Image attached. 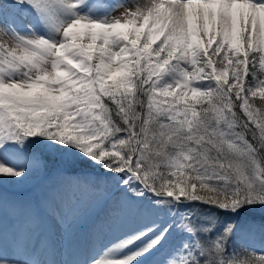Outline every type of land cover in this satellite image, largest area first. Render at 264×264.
<instances>
[{
	"label": "snow or ice",
	"instance_id": "1",
	"mask_svg": "<svg viewBox=\"0 0 264 264\" xmlns=\"http://www.w3.org/2000/svg\"><path fill=\"white\" fill-rule=\"evenodd\" d=\"M246 206L264 0H0V264H264Z\"/></svg>",
	"mask_w": 264,
	"mask_h": 264
},
{
	"label": "rangeland",
	"instance_id": "2",
	"mask_svg": "<svg viewBox=\"0 0 264 264\" xmlns=\"http://www.w3.org/2000/svg\"><path fill=\"white\" fill-rule=\"evenodd\" d=\"M252 207V206H251ZM257 215H259V217H262L264 219V207H259L257 206ZM156 215H158V213H153L152 215H150L149 217H146L144 218L143 220L141 221H137V222H134L133 224L131 225H137L134 229L136 228H139L140 226H143V225H147V224H150L152 223L155 219H156ZM165 218H166V214H165ZM247 220V219H246ZM249 220V219H248ZM245 221V220H241L239 223H248L250 221ZM254 221V220H252ZM132 229V230H134ZM264 241V240H263ZM262 242V238L257 235L256 238L254 239L253 243L256 245V246H259ZM158 259L157 256H154V257H150L148 258V260L146 261V264H155L156 260Z\"/></svg>",
	"mask_w": 264,
	"mask_h": 264
},
{
	"label": "trees",
	"instance_id": "3",
	"mask_svg": "<svg viewBox=\"0 0 264 264\" xmlns=\"http://www.w3.org/2000/svg\"><path fill=\"white\" fill-rule=\"evenodd\" d=\"M256 211H257V206H252V207L251 206H246V207L241 208L239 210V214L248 216V217H250V218H252L254 220L257 219V220H255L257 222H264V219L262 217H259V215H257ZM235 218L237 219L238 222H240L242 219L245 220L244 216L237 215V216H235ZM262 242H264V241L262 240Z\"/></svg>",
	"mask_w": 264,
	"mask_h": 264
},
{
	"label": "bare ground",
	"instance_id": "4",
	"mask_svg": "<svg viewBox=\"0 0 264 264\" xmlns=\"http://www.w3.org/2000/svg\"><path fill=\"white\" fill-rule=\"evenodd\" d=\"M136 226H137V225H129L128 228H129V230H132V229H134ZM115 252H116L117 255H123V254H125V253H124V250H120V249H116Z\"/></svg>",
	"mask_w": 264,
	"mask_h": 264
}]
</instances>
